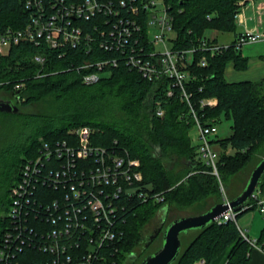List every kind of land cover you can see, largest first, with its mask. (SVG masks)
Listing matches in <instances>:
<instances>
[{"label": "trees", "instance_id": "obj_1", "mask_svg": "<svg viewBox=\"0 0 264 264\" xmlns=\"http://www.w3.org/2000/svg\"><path fill=\"white\" fill-rule=\"evenodd\" d=\"M248 1H171L176 47H197L203 38L221 44L218 37L208 36L209 31L235 34V39L220 52L211 54L199 50L194 53L189 68L196 77L188 86L191 101L203 120L214 118L220 122L222 115L232 120L230 137L223 139L217 135L215 140L220 150L221 180L230 199L241 190L237 175L246 169L251 171L264 157V80L229 81L226 77L229 64L237 70L248 67L249 58L235 45L242 32L235 15ZM26 20L28 14L23 0H0V30L8 26L22 27ZM38 52L35 45L22 43L13 46L8 54L0 53V91L11 98L15 96L21 105L51 98V103L56 105L54 113L36 116L34 130L7 154L8 163L0 178V240L9 224L11 193L23 164L39 154L42 139L50 142L68 139L71 130L83 126L95 130V144L110 147L117 141L130 157L141 161L147 200L142 201L137 194L124 198L126 209L122 212V235L116 241V264H127L134 249L145 244L144 229L158 214H162V219L157 231L175 218L204 213L222 202L224 194L218 178L196 160L190 136L195 120L189 102L178 88H174L173 95H168L170 79L150 81L141 72L122 65L98 82L85 84L83 76L89 70L73 68L74 64L78 66L87 59L95 61L109 54L99 52L95 57L69 49L60 56L57 51L46 48L47 63L42 67L33 60ZM204 55L206 66L199 64ZM209 97H216L218 105L201 108V100ZM159 109L165 111L163 116L158 114ZM230 146L233 151L228 153ZM48 169L45 167V171ZM257 190L263 197L264 176ZM33 192L26 207L30 210V223L37 226L40 233L49 222L39 203H51V196L57 191L37 184ZM89 197V192L83 194V200ZM248 205V208L257 207L256 200L252 198ZM171 211H175L176 216L168 221ZM187 234L189 242L173 264H201L202 260L210 264L229 246L231 251L226 264L250 263L254 246L242 236L234 221L222 224L215 221ZM257 244L264 247V228ZM153 252L149 251L142 259ZM19 254L22 260L33 264H38L42 255L27 246Z\"/></svg>", "mask_w": 264, "mask_h": 264}, {"label": "built area", "instance_id": "obj_2", "mask_svg": "<svg viewBox=\"0 0 264 264\" xmlns=\"http://www.w3.org/2000/svg\"><path fill=\"white\" fill-rule=\"evenodd\" d=\"M171 1L23 0L28 20L22 27L0 30V53L8 54L13 46L22 43L33 44L39 49L33 60L42 67L47 63L46 48L60 56L69 49L95 57L99 52L109 54L74 64L73 68L89 70L83 76L85 84L98 82L122 65L141 72L150 81L170 79L168 95L178 88L189 102L195 120L196 160L218 178L223 200L229 201L219 171L220 150L215 142L218 122L214 118L202 119L188 88L196 77L189 68L194 53L201 50L215 54L229 45L203 38L197 47H176ZM241 10L235 17L244 28L237 37L236 48L264 42V29L248 28L241 19ZM199 64L207 65L206 55ZM217 105L216 97L200 102L201 108ZM158 114L163 116L165 111L159 109ZM94 133L93 128L83 126L71 130L68 139H42L39 154L23 164L11 193L9 224L0 240V264H33L20 257L25 246L42 254L38 264H116V241L122 235V212L126 209L124 198L137 194L142 201L147 200L144 176L139 159L130 157L117 141L110 147L95 144ZM45 167L49 169L45 171ZM37 184L57 191L52 194L51 203H39L49 222L41 234L30 223V210L26 207ZM87 192L90 197L83 200ZM253 198L264 213L260 190L255 191ZM238 213L229 210L216 221H234L238 225ZM241 234L253 246L257 245L243 230ZM204 263L202 260L201 264Z\"/></svg>", "mask_w": 264, "mask_h": 264}, {"label": "rangeland", "instance_id": "obj_3", "mask_svg": "<svg viewBox=\"0 0 264 264\" xmlns=\"http://www.w3.org/2000/svg\"><path fill=\"white\" fill-rule=\"evenodd\" d=\"M209 37H218L221 44H228L231 40L234 39L235 34L232 32H217V31H209ZM223 42V43H222ZM253 46H245L244 52L250 53ZM8 93L0 91V98L11 99L20 107L19 112H3L0 111V178L3 172L5 171L7 165V154H10L13 146H16L21 142L22 139L25 138L31 131L34 130L36 125V116L52 114L56 110V105L51 103L52 98L49 101L42 100L40 102L31 103L30 105H21L18 103V99L14 96L11 98L7 96ZM220 122H218L219 132L218 135L220 138H229L232 129L231 124L232 120L222 115L220 118ZM197 128L193 127L190 131V136L192 138V143L197 144ZM233 149L231 146L228 148V153L232 152ZM23 155L22 157H24ZM252 171V169H251ZM251 171L246 169L236 177V182H240L238 188H243L245 183L247 182ZM163 214L166 215V210L164 209ZM176 212L171 211L168 215V221L175 218ZM162 219V214H158L152 220H150L145 229V235H151L154 233L155 229L159 227V224ZM189 235L187 233L182 234V247H185L189 242ZM162 231L161 234L152 242L151 245L145 246V244L138 245L134 250V256L132 254L129 255L127 264H140L143 260L142 257L148 253L149 251H156L162 244Z\"/></svg>", "mask_w": 264, "mask_h": 264}, {"label": "water", "instance_id": "obj_4", "mask_svg": "<svg viewBox=\"0 0 264 264\" xmlns=\"http://www.w3.org/2000/svg\"><path fill=\"white\" fill-rule=\"evenodd\" d=\"M0 111L19 112L20 107L11 99L0 98ZM264 176V157L252 169L244 189L229 201H222L213 205L206 212L183 216L173 219L163 230L159 229L151 235L144 238L145 246L151 244L156 236L162 230V244L151 254L143 258L140 264H173L182 250V234L191 230L203 228L208 224L215 222L229 210L242 212L248 206L259 188L260 182Z\"/></svg>", "mask_w": 264, "mask_h": 264}, {"label": "crops", "instance_id": "obj_5", "mask_svg": "<svg viewBox=\"0 0 264 264\" xmlns=\"http://www.w3.org/2000/svg\"><path fill=\"white\" fill-rule=\"evenodd\" d=\"M241 11V19L245 22V25L248 28L257 30L264 29V0H249ZM237 22L240 31H242L244 26L240 25L238 20ZM233 40L228 43H231ZM253 45L257 46L250 50V53L247 54L244 52L245 46ZM245 46L241 48V51L243 56L249 58L248 67L245 70H237L234 68L233 64H229L226 69L227 79L229 81L264 80V42L252 43ZM217 147L219 148V146ZM237 223L241 230H243L250 238L257 241L264 228V213H262L258 207L248 208L240 212L237 218ZM230 251L231 246L227 247L218 257L212 260L210 264H226ZM249 264H264V247L261 244H257L252 248Z\"/></svg>", "mask_w": 264, "mask_h": 264}, {"label": "flooded vegetation", "instance_id": "obj_6", "mask_svg": "<svg viewBox=\"0 0 264 264\" xmlns=\"http://www.w3.org/2000/svg\"><path fill=\"white\" fill-rule=\"evenodd\" d=\"M158 228H160V227H158ZM158 228H157V229H158ZM157 229H155V231H154V232H156V231H157ZM132 256H134V253L132 254Z\"/></svg>", "mask_w": 264, "mask_h": 264}]
</instances>
